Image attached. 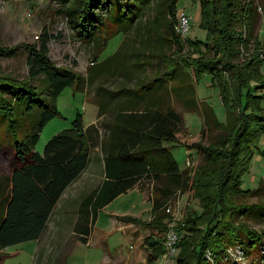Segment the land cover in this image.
<instances>
[{"label": "trees", "instance_id": "16d2710c", "mask_svg": "<svg viewBox=\"0 0 264 264\" xmlns=\"http://www.w3.org/2000/svg\"><path fill=\"white\" fill-rule=\"evenodd\" d=\"M59 1L65 5L64 13L77 36L99 42L102 47L128 21L149 11V3L154 1L155 21L175 51L162 59L165 73L152 80L153 88L162 89L175 77L185 81L174 89L182 93H174L176 97L186 95L183 104L191 111L194 106L202 108L196 102V85L207 78L218 91L225 111V122L220 123L210 108L219 134L208 146H189L202 158V163L190 171L180 168L169 149L178 142L185 123L167 101L168 89L161 91L162 108L151 105L152 109L146 108L141 115L133 112L138 99L127 96L121 100L118 121L134 130L124 135L120 127L112 135L105 156L108 179L84 199L79 214L95 220L100 209L138 182L149 183L153 220L133 221L156 229L143 244L151 264L166 252L165 236L170 229L164 220L168 218L165 211L169 203L177 194L194 191L199 211L191 210L173 226L179 249L175 264H222L227 249L256 250L264 232L252 229L249 220L264 218V203L246 202L260 187L255 191L242 187L255 154L264 160V150L259 148L264 139V43L256 37L251 41L257 11L254 3L201 0L200 28L206 37L204 41H191L181 38L176 30L178 0ZM46 54L45 46L29 53L25 80L0 77V149L10 148L17 164L11 176L0 184V191L7 190L0 206L1 250L41 238L56 203L84 171L94 146L78 113L72 128L56 134L42 154L34 150L42 129L60 115L55 104L57 95L74 82L72 75L56 68ZM40 74H45L48 81L44 97L41 87L35 84ZM146 90L147 98L141 99L144 103L153 92L149 87ZM154 101L159 104L157 99ZM207 108L201 110L204 115ZM205 130L202 127L201 132ZM80 240L86 243V239Z\"/></svg>", "mask_w": 264, "mask_h": 264}, {"label": "rangeland", "instance_id": "374dc122", "mask_svg": "<svg viewBox=\"0 0 264 264\" xmlns=\"http://www.w3.org/2000/svg\"><path fill=\"white\" fill-rule=\"evenodd\" d=\"M249 1L253 2L257 9L251 41L256 37L264 43V0H238L241 4ZM151 2L148 6L149 11L138 14L132 22L128 21L122 31L119 29L120 33L106 43L105 47H102L99 42L77 36L64 13L65 5L59 0H0V51L5 52V54L0 53V77L17 81L25 80L29 74V53L40 51L42 46H45L49 61L56 68L68 71L74 79L72 87L65 88L57 95L55 104L60 115L42 129L35 145L36 152L42 154L45 145L56 134L71 129L72 122L79 113L82 115L84 128L88 126L85 128L87 136L94 144L90 152L95 151L101 154L105 166V156L109 153L110 139L116 130L123 127L117 118L120 112L119 102L125 100L127 96L135 97L138 102L133 105V112L137 115L145 114L146 108L152 109L151 105L162 108L160 106L161 91H166L164 89L166 87L168 89L166 97L169 99L167 101L183 116L185 123L184 131L177 138L178 145L181 146L172 148L174 158L181 168L186 167L190 171H194L202 163L201 156L192 152L189 146L192 144L208 146L214 141L215 136L219 134V128L214 125L215 120L210 108L216 119L224 123V107L218 91L210 86L207 78L196 85V102L202 108L198 109L194 106L191 111L187 110L183 104L186 95L176 97L175 93L178 91H174L175 88H180L185 81L182 82L175 77V80L167 83L162 89L153 88L152 80L165 73L162 59L164 56L170 55L171 57L175 48L173 43L163 38V29L155 21V2ZM176 6L178 15L185 13L189 16V31L185 38L191 41H204L206 32L200 28L201 0H178ZM236 26L239 29L238 25ZM250 47L252 48V43ZM261 71L264 75V61ZM45 77V74H40L35 79V84L41 87L43 97L48 94V81ZM146 87L151 88L153 92L151 93L152 98H148L149 100L144 103L141 99L147 98ZM181 93V91L178 92V94ZM155 99L159 104L153 102ZM148 102L151 104L148 105ZM206 107H208L207 113L204 115L201 110ZM207 114L208 121L206 120ZM202 127L207 129L203 133L201 132ZM123 128L124 135L134 130L131 126ZM150 129L151 126H148V130ZM259 148L261 151L264 150V139L260 142ZM183 149L191 152L189 157L185 155ZM16 167L12 150L8 147L1 148L0 184L4 183V178L11 176ZM105 176L108 177L106 174ZM85 177V174L81 175L76 183L67 187L60 200L64 197L71 198V194L80 193L83 188L90 187ZM263 178L264 160L255 154L249 172L243 178L242 187L251 191L260 187V190L246 199L247 203L253 205L264 203V183L259 186ZM6 193V189L0 191V206L3 205L2 197ZM144 195L150 200L153 194L149 190ZM193 195L194 191L183 195L177 194L171 200L168 205L169 212L165 211L168 218L164 220L169 229L173 228L172 224L180 222L186 213L191 210L199 211L198 201ZM140 199L141 197L136 192L121 195L112 206L100 213L96 223L95 228L104 233L105 239L103 241L94 240L89 245L80 241L77 243L76 239H72L65 244L59 262L63 264H108L115 254L126 255L129 249L132 250L130 246L134 245V241L129 239L125 228L114 221L110 214L121 215L123 212L126 214L133 212L132 206ZM55 214L54 207L47 222L48 231H53L56 226L54 224ZM144 217L145 215L142 218ZM127 219L129 222H134L132 218ZM135 220L140 223L151 222L153 220L151 210L147 221ZM135 224L132 228H138L135 234L143 232V236H150L156 232V229L143 224ZM249 225L258 232H264L262 216L249 220ZM41 243L27 242L0 249V264H39L35 262V259ZM52 244H54L53 241ZM178 252L179 249L176 248L175 243L173 251L164 252L166 257L163 255L165 258L162 256L156 264H175ZM222 264H264V239L253 251L238 247L227 249Z\"/></svg>", "mask_w": 264, "mask_h": 264}, {"label": "crops", "instance_id": "0c3cea01", "mask_svg": "<svg viewBox=\"0 0 264 264\" xmlns=\"http://www.w3.org/2000/svg\"><path fill=\"white\" fill-rule=\"evenodd\" d=\"M86 127L88 126H85V128ZM173 145V147H169L171 152L172 148L181 146L178 145V142L174 143ZM183 151L185 155H188V157L190 156L191 152H189L188 150L185 151L184 149ZM191 151L195 152L194 150ZM181 169L184 170L186 169V167L184 169ZM84 174L86 176L85 178H87V184L88 186L90 185V187L83 188L80 193L71 194V198L64 197L63 200L59 199L60 201H58L55 205L56 217H54V224H56V226L54 230L48 231V229H45L41 238L38 241L34 242L35 244L42 242L40 244V250L37 253V258L35 259L36 263L38 262L39 264H63L61 261L59 262V259L61 260L65 244L72 239H76L78 243L79 241L81 242L80 238L82 237L86 239V243H84L86 245H89V243L94 242V240L103 241L105 239L104 233L95 228L96 223L99 219V215L107 207L112 206L123 194H121L109 204H107L105 207L100 209L97 213L95 220H93L92 216H87L86 214L80 215L79 208L81 207L84 199L88 197L94 190H96V188L100 187V185L105 180L108 179L105 176L106 171L103 156L101 159V154L96 153L95 151L89 153L88 164L84 171L80 174V176ZM76 181H74L71 185L76 183ZM149 190L151 191V185H149V183L138 182L132 189L126 192H136L141 197L140 201L132 206L133 212H129L127 214L123 212L121 215L110 214L111 218L114 221H116L122 228H125L124 230L126 231V235L129 237L130 240L134 241V245L130 246L132 250L129 249V252L126 255L120 256L118 254H115V256L112 258L111 261H109L108 264L121 262L123 264H150L147 262V253L145 252V248L143 245L144 239L149 235L143 236V232L135 234L138 228H132H134V225L136 224L134 222H129V220L127 219H140L142 221H147L149 219L150 210L152 208V197L149 200V198L144 195V193ZM139 207H141L140 210ZM144 215L145 217L142 218ZM77 225H80L79 228L77 227ZM52 241L54 242V244H52ZM162 256L158 260H161ZM158 260L151 264H156Z\"/></svg>", "mask_w": 264, "mask_h": 264}, {"label": "built area", "instance_id": "2783aa9c", "mask_svg": "<svg viewBox=\"0 0 264 264\" xmlns=\"http://www.w3.org/2000/svg\"><path fill=\"white\" fill-rule=\"evenodd\" d=\"M177 19H178V22H177L176 30L182 38H185L186 34L189 31V16L185 13H181L177 16ZM167 212H169V210H167ZM173 226L174 225L172 224V227ZM170 230L171 231L167 234L166 241H165V247L167 248L165 249L166 251L168 250L173 251L174 244L177 241L175 231L173 230V228H171Z\"/></svg>", "mask_w": 264, "mask_h": 264}]
</instances>
